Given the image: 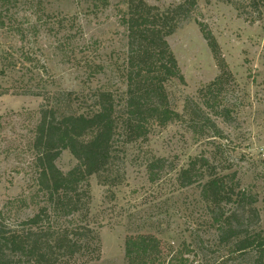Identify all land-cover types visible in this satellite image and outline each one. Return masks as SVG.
<instances>
[{"label":"rangeland","instance_id":"obj_1","mask_svg":"<svg viewBox=\"0 0 264 264\" xmlns=\"http://www.w3.org/2000/svg\"><path fill=\"white\" fill-rule=\"evenodd\" d=\"M145 1L166 8L186 0ZM196 3L191 19L167 38L185 79L184 84L178 79L168 83L170 104L180 113L188 98L201 104L221 136L206 130L199 138L188 123L177 121L153 126L146 139L119 138L116 163L122 184L110 188L90 177L81 185L87 208L55 221L87 227L96 241L60 264H126L127 238L139 234L161 240L164 264L181 253H188L187 264H251L250 258L230 257L229 247L219 243L200 186L181 187L178 175L196 156L211 155L219 170L236 172L241 187L259 195L261 222L255 229L264 231V0ZM126 11L127 0H18L6 10L0 5V209L10 211L13 223L45 205L32 150L42 106L57 99L67 106L62 93L73 92L72 109H90L95 90L111 92L123 103L128 37L121 17ZM199 23L213 33L231 74L214 109L205 107L210 93L199 91L221 69ZM224 109L230 118L220 116ZM154 158L175 168L157 182L147 169ZM56 165L68 173L78 161L64 150Z\"/></svg>","mask_w":264,"mask_h":264},{"label":"trees","instance_id":"obj_2","mask_svg":"<svg viewBox=\"0 0 264 264\" xmlns=\"http://www.w3.org/2000/svg\"><path fill=\"white\" fill-rule=\"evenodd\" d=\"M17 1L0 0V5L6 10ZM196 4V0H186L162 8L145 0H127V11L121 17L128 37L123 103L103 90L90 93V109L73 110V92H61L67 106L62 99L52 103L46 99L49 103L39 111L32 142L36 184L45 205L35 215L16 223L10 220L8 209H0V264H60L91 249L96 241L91 229L62 226L55 221L87 208V193L81 185L90 177L96 176L110 188L122 184L116 163L119 138L146 139L153 126L165 127L177 121L188 123L199 138L206 130L214 138L221 136L216 121L201 104L188 98L183 113L170 104L168 83L178 79L184 84L185 79L167 38L191 19ZM199 26L221 69V74L199 91L201 96L210 93L205 107L214 109L231 74L213 33L203 23ZM219 114L230 118L228 109ZM64 150L78 161L68 173L56 165ZM147 169L150 180L157 182L165 170L175 168L164 158H154ZM226 172L219 170L211 155L200 154L180 171L178 181L181 187L200 186L201 197L218 229L219 243L229 247L230 257H247L251 264H264V231L255 229L261 222L259 195L251 188L241 187L236 172ZM52 218L55 220L51 222ZM186 254L172 257L169 264H187ZM125 260L126 264H164L161 240L153 234L130 235Z\"/></svg>","mask_w":264,"mask_h":264}]
</instances>
